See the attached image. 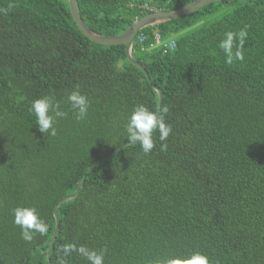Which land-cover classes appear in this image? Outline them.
I'll list each match as a JSON object with an SVG mask.
<instances>
[{"label":"trees","instance_id":"obj_1","mask_svg":"<svg viewBox=\"0 0 264 264\" xmlns=\"http://www.w3.org/2000/svg\"><path fill=\"white\" fill-rule=\"evenodd\" d=\"M77 1L91 30L115 37L147 14L197 0ZM243 29L244 60L229 65L219 45ZM155 33L169 45L158 46ZM134 43L151 83L126 45L86 38L67 0H0V264H48L54 207L85 175L77 198L57 210L51 264L72 244L106 249L104 264H165L195 253L210 264H264V0H220L142 30ZM153 86L163 93L161 112L168 109L167 141L157 131L150 154L127 145L87 172L130 143L138 106L156 113ZM77 89L90 105L81 122L68 102ZM46 97L67 113L55 137L39 131L32 111ZM16 208H34L47 235L25 242ZM66 264L89 262L73 252Z\"/></svg>","mask_w":264,"mask_h":264},{"label":"clouds","instance_id":"obj_2","mask_svg":"<svg viewBox=\"0 0 264 264\" xmlns=\"http://www.w3.org/2000/svg\"><path fill=\"white\" fill-rule=\"evenodd\" d=\"M225 35L226 39L221 42L219 47L225 52L227 56L226 63L230 65L234 62V60L243 62L244 56L242 49L244 46V41L247 38V29H243L239 33L228 32ZM154 36L158 46L162 44L164 46L169 45V42H159L157 33H155ZM142 37L144 39L146 38L144 35H142ZM237 38L239 40V48L234 53L233 49L236 47L235 42ZM140 39L138 40L139 43H141ZM170 43L174 45L172 41H170ZM151 47L154 48V45H151ZM68 102L71 104L77 122H81L86 119L88 109L90 107L86 96L81 95L77 89L68 96ZM59 109L60 105L58 103L54 105L52 98L50 97L37 99L32 104V111L37 117L39 131L44 133L46 136L50 135L55 137L57 135V131L54 127L56 119L66 118L67 116V113L62 112ZM50 113H54V115H50ZM167 113V108H164L162 112L157 115V113L150 112L144 106H138L131 115L126 128L129 142L131 144L139 143L144 154H150L155 148V143L153 140V134L155 132H159V139L162 142L167 141L170 134L172 133V128L165 122V116ZM161 150H167L166 143L162 144ZM14 217L15 225L22 229L21 237L25 242L30 243L34 239V234L46 236L49 231L48 225L40 219L34 208H16L14 209ZM106 251L107 250L104 249L101 250L100 253H97L96 251H91L83 246L78 248L74 244L64 245L58 249L59 258L57 260V264H66V258L73 252L84 257L89 262V264H104V254ZM165 264H210V262L208 257L199 253H195L187 259H169L165 262Z\"/></svg>","mask_w":264,"mask_h":264},{"label":"water","instance_id":"obj_3","mask_svg":"<svg viewBox=\"0 0 264 264\" xmlns=\"http://www.w3.org/2000/svg\"><path fill=\"white\" fill-rule=\"evenodd\" d=\"M218 1H220V0H197V1H194V2L188 4L184 7H181L179 9H175V10H171V11L152 12V13L147 14L144 17L140 18L139 20H137L124 34L119 35V36H115V37H105V36L97 34L96 32L91 30L86 25V23L83 21V19L81 17L80 7H79L77 0H67L69 7H70V10H71L72 18H73L75 24L77 25L78 29L80 30V32L84 36L86 38H88L90 41H92L93 43L98 44V45H103V46L126 45V56L129 60V62L132 65L139 68L143 72V74L145 75V77L147 78V80L150 83H151V79H150L149 74L146 71L145 67L142 64H140L139 62H137L133 56L134 42H135V39L137 37V34L146 28L162 25L164 23H167V22H170L173 20H177V19L186 17L188 15L194 14L195 12L199 11L203 7L210 5L212 3H215V2H218ZM153 88L157 92L158 97H159L158 108L156 111L157 115H159L161 112V109H162V105H163V93L161 92V90L158 87L153 86ZM127 145H131V143H127V144L120 146L110 156H107L103 159H100L99 161H96L87 170V172H89L92 168H94L98 163L114 156L117 152L122 150ZM85 181H86V175L83 177L81 183L77 187L74 194L62 198L58 202V204L54 207L53 216L55 219V231H54V234H53L51 240L49 241L50 247H49L48 252H47L48 264H51L49 254L51 251V247L54 244V241L56 240L57 235L59 233V229H60V219H59V215H58L57 210L63 203L74 200L75 198H77L79 191L81 190V188L85 184Z\"/></svg>","mask_w":264,"mask_h":264},{"label":"built area","instance_id":"obj_4","mask_svg":"<svg viewBox=\"0 0 264 264\" xmlns=\"http://www.w3.org/2000/svg\"><path fill=\"white\" fill-rule=\"evenodd\" d=\"M144 41H145V39L142 37V38L140 39V42L143 43ZM173 47H174V45L171 46V48H173Z\"/></svg>","mask_w":264,"mask_h":264},{"label":"bare ground","instance_id":"obj_5","mask_svg":"<svg viewBox=\"0 0 264 264\" xmlns=\"http://www.w3.org/2000/svg\"><path fill=\"white\" fill-rule=\"evenodd\" d=\"M167 48V47H166ZM164 51H165V49H164ZM166 53V52H165ZM149 83V82H148ZM150 84V83H149Z\"/></svg>","mask_w":264,"mask_h":264}]
</instances>
